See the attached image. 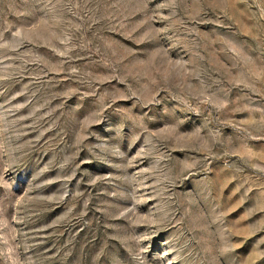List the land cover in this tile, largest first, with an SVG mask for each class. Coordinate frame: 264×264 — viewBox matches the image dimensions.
Here are the masks:
<instances>
[{
	"label": "rangeland",
	"instance_id": "1",
	"mask_svg": "<svg viewBox=\"0 0 264 264\" xmlns=\"http://www.w3.org/2000/svg\"><path fill=\"white\" fill-rule=\"evenodd\" d=\"M0 264H264V0H0Z\"/></svg>",
	"mask_w": 264,
	"mask_h": 264
}]
</instances>
